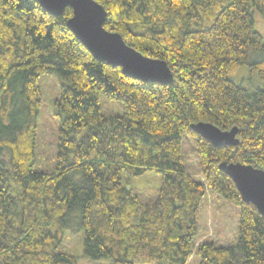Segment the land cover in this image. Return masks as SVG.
I'll return each instance as SVG.
<instances>
[{
  "label": "trees",
  "instance_id": "16d2710c",
  "mask_svg": "<svg viewBox=\"0 0 264 264\" xmlns=\"http://www.w3.org/2000/svg\"><path fill=\"white\" fill-rule=\"evenodd\" d=\"M105 28L143 55L168 63L169 85L127 77L96 60L67 26L73 10L49 14L37 0H0V264H79L64 249L84 233L87 260L109 264H189L210 190L239 209L238 239L197 248L198 264H264V216L243 201L220 164L264 170V0H95ZM258 74L250 91L239 67ZM60 80L55 172L35 170L39 78ZM123 104L106 117L101 96ZM207 122L239 128L238 146L215 147L193 130ZM192 136L204 180L182 159ZM161 176L142 203L123 176Z\"/></svg>",
  "mask_w": 264,
  "mask_h": 264
},
{
  "label": "rangeland",
  "instance_id": "374dc122",
  "mask_svg": "<svg viewBox=\"0 0 264 264\" xmlns=\"http://www.w3.org/2000/svg\"><path fill=\"white\" fill-rule=\"evenodd\" d=\"M256 30L264 35V16L256 14ZM234 81L246 89L253 91L262 87L258 74H253L249 66L244 65L237 70ZM42 102L36 118V165L39 172L52 173L57 168V158L60 144L61 119L56 110V101L60 97V80L55 74H44L39 78ZM100 105L106 117L122 116L123 104L110 100L105 95L101 96ZM182 159L187 165L189 173L199 180H204L198 156V146L192 136L183 137ZM123 185L132 189L142 203H147L158 195L161 187V176L156 172H148L141 177L123 176ZM239 209L225 199L207 192L201 206L200 230L196 238V248L189 264H198L200 259L196 254L200 244L213 241L219 246L233 244L238 239ZM84 233L72 234L68 232L64 241V249L81 256L79 264H109L106 260L92 261L82 257Z\"/></svg>",
  "mask_w": 264,
  "mask_h": 264
},
{
  "label": "water",
  "instance_id": "95a60500",
  "mask_svg": "<svg viewBox=\"0 0 264 264\" xmlns=\"http://www.w3.org/2000/svg\"><path fill=\"white\" fill-rule=\"evenodd\" d=\"M51 15L61 16L67 8L73 16L67 26L92 56L108 65L120 67L123 74L144 82L169 85L173 73L164 60L153 59L129 46L122 35L105 28L107 11L95 0H37ZM193 130L215 147L238 146L239 128L222 131L217 126L199 122ZM220 169L235 183L244 202L254 205L264 216V170L240 162L220 164Z\"/></svg>",
  "mask_w": 264,
  "mask_h": 264
}]
</instances>
